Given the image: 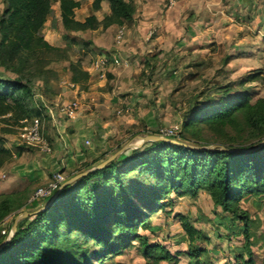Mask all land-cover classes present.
<instances>
[{
	"label": "trees",
	"instance_id": "16d2710c",
	"mask_svg": "<svg viewBox=\"0 0 264 264\" xmlns=\"http://www.w3.org/2000/svg\"><path fill=\"white\" fill-rule=\"evenodd\" d=\"M53 1L59 12L63 40H67V33H84L99 26L132 25L136 19L133 0H93L91 14L82 21L75 19L81 4L73 0H2L0 68L15 74V78H0V119L18 128L22 120L39 118L43 121L45 117L42 107L32 105L34 85L39 86L41 96L50 98V83L59 80L56 72L42 68L44 55L60 51L43 35L47 22H57ZM103 2L108 4L109 14H105L101 22L94 12L101 11ZM72 43L68 42L66 48ZM210 51L212 55L222 54L221 46L215 44L210 45ZM230 60L224 54L222 66L228 65ZM82 63L77 59L67 68L69 81L80 91L87 89L91 78ZM205 65L212 67L214 62L210 58ZM262 77V70L257 69L218 87L214 91L216 99L206 98L192 104L180 127L182 133L196 124L231 126L242 122L259 135L255 144L231 146L223 143L220 147L230 150L223 151L219 147L206 149L209 144L193 145L197 149H192L153 141L128 149L102 169L63 187L49 207L38 211L50 197L43 199L38 209L30 211L32 215L18 222L13 236L0 248V264H104L133 243L138 244L146 264H178V254H171L158 243H148L146 236L138 234V229H151L149 215L167 206L170 193L195 198L199 191L210 196L214 207L241 223L246 259L238 255L236 264H255L250 219L247 214L239 213L238 204L246 197L264 196V98L253 99L247 89H240L263 80ZM202 96L200 93L199 97ZM6 134L9 132L0 134V167L12 156L4 140ZM183 140L177 142L186 145ZM17 149L20 154L24 147ZM234 149L239 151H231ZM108 157L107 152L83 164L82 168L64 177L63 183ZM60 173L64 174V169ZM24 199L12 194L0 195V224L23 208ZM35 204L37 202L32 205ZM180 221L190 241L206 239L187 220ZM6 240L1 237L0 245ZM205 253L204 249L192 247L188 254L189 264H208L201 260Z\"/></svg>",
	"mask_w": 264,
	"mask_h": 264
},
{
	"label": "rangeland",
	"instance_id": "374dc122",
	"mask_svg": "<svg viewBox=\"0 0 264 264\" xmlns=\"http://www.w3.org/2000/svg\"><path fill=\"white\" fill-rule=\"evenodd\" d=\"M175 1L176 4L169 9L163 0H133L136 15L138 13L141 15L132 25H126L124 41L117 48H125L122 52L126 54L129 63L128 71L122 72L126 79L121 86L128 90L125 96L137 94L135 104H132L134 111L126 115L135 116L138 123L126 129L123 137L109 143L108 149L103 153L108 152L109 157L127 144L139 146L141 142L137 137L153 135L148 133L157 132L160 128L166 129L178 125L180 132L183 116L194 102L204 101L206 98L216 99L214 91H217L218 87L237 81L257 69L262 70L263 80L248 83L240 90L247 89L253 99L264 98V30L261 26L255 29L253 25V22L264 14V9L259 5L257 12L249 15L248 11L242 8L235 13L236 17L230 15L231 21L227 23L228 25H223L222 22H227L228 13L231 14L232 0ZM92 2L93 0L82 1L81 7L75 14L78 21L84 20L91 14ZM53 8L55 15H58L54 1ZM2 9V0H0V11ZM94 13L102 22L105 16L104 10ZM191 23H200L202 31L204 30L207 36L214 32L216 37L213 36L212 39L217 42L222 41L227 47L231 44V39L232 42L243 41L247 49L235 52L231 55L232 60L229 64L222 66L224 54L227 55L223 49L222 54L216 55H212L209 50L211 56L207 52L200 53L197 50L199 47L203 48L204 44H209L207 43L209 37L207 40L202 39L205 41L201 43L203 45L196 46L195 43L193 47L188 45L186 32L188 24ZM257 29L261 31L260 34L256 32ZM117 30L116 26H99L93 31L84 33H67V40H63L64 33L61 27L51 21L47 22L43 30L45 40L60 51L43 56L42 68H45L43 70L56 72L62 82L68 80V64L81 59L88 66L93 64L98 56L108 54L104 52V48H115L114 38ZM68 42L74 43L66 48ZM210 58L214 65L207 67L205 63ZM201 63L204 65L196 66ZM219 69L221 71L218 72ZM0 78L13 79L15 74L0 68ZM37 89L41 94L39 86ZM200 93H203L202 97H199ZM36 104L37 101L33 99L32 105ZM42 130L43 135L46 131L53 130L52 123L46 115L42 121ZM6 131L9 134L4 135L5 142L14 146L18 127L0 119V134ZM179 136L172 140L179 141L183 138L184 144L191 147L205 144H209V147H220L223 143L231 146L237 144L249 146L259 139V135L242 122L231 126L196 124L187 132H180ZM23 151H27V148ZM13 163L11 159L0 167V195L12 194L16 197H25V205L0 224V239L1 237L8 239L16 217L24 212L35 211L42 205L43 200L38 201L35 206L29 201L38 188L46 186L52 176L51 170H44V181L31 171L26 175H18ZM83 164L85 163L73 164L64 169L63 176L67 177L71 172L82 168ZM168 196L167 206L149 215L151 229L148 231L138 229V234L146 236L148 243H158L167 248L171 254H178V264H189L188 254L192 247L206 251L201 256V260L208 264H236L238 255L246 259L243 250L244 241L240 235L241 223L214 207L208 194L199 191L195 198L188 195L177 197L174 193ZM238 208L240 214H247L250 219L249 232L253 260L255 264H264V196L246 197L238 204ZM182 218L201 232L206 239L190 241L181 225ZM104 264H146V261L142 258L138 244L133 243L121 255L113 256Z\"/></svg>",
	"mask_w": 264,
	"mask_h": 264
},
{
	"label": "crops",
	"instance_id": "0c3cea01",
	"mask_svg": "<svg viewBox=\"0 0 264 264\" xmlns=\"http://www.w3.org/2000/svg\"><path fill=\"white\" fill-rule=\"evenodd\" d=\"M230 3L231 14L228 13V17H226L227 22H222L223 25H228L227 23L231 21L230 15L231 17H236L235 13L239 12L242 8L246 9L249 15L256 13L257 6L259 5L264 9V0H232ZM102 9L106 15L109 14V6L106 2L101 3V10ZM140 15L141 14L138 13L135 20L139 19ZM55 17L57 21L56 25L60 26L59 14L55 15ZM239 19L242 18L239 17ZM253 23L255 29L261 26L264 30V14ZM125 28L126 25L118 27V29L124 31V37L126 35ZM201 28L200 23H191L188 24L186 32V40H188V45H190V47H193L192 45L194 43L196 46L203 45L201 43L205 41L202 39L204 38L207 40V37H209V42H207L209 44H204L203 48L199 47V49H197L200 53L207 52L208 55L211 56L209 50L212 44L221 46L229 57L237 51H244L247 49L244 47L243 41L235 40L232 42L233 40L231 39V44L227 47L223 45L222 41L217 42L212 39L213 36L216 37L214 32L210 34V36H207V33L203 30L204 33ZM256 32L258 34L261 33L259 29H257ZM124 37L120 42H116L114 38L115 48H104V52L108 53L107 55L113 58H119L124 62L121 66H110L107 68V74L105 73L104 78H100L99 75L92 70V64L86 66L84 62L82 63L83 69L91 77L86 90L80 91L78 88H76V90H69L62 84L61 80L50 83L52 89L50 99L52 97L54 98L51 100L49 98H44V100L52 104L55 102H64V100L71 101L76 99L81 104L80 113L75 120L59 121L58 125H52L53 130L44 133L43 136L51 143L53 148V153L51 155L45 156L37 152L34 148L31 149L27 147V151H23L20 154L18 153V158L13 161V165L15 166L14 169L18 175H26L31 171L34 175L38 176L41 181H44V170H51L53 172L58 165H61L62 169H66L73 164L88 163L99 158L108 149L110 142L119 137H123L126 129L138 123L135 116H118L116 114L118 108H122L125 105L133 106L132 104H135L137 97V94L134 96V93L130 97L125 96L128 90H126L127 88L125 89L124 86V88L121 86L124 85L126 79V76H124L122 72L128 71L127 68L129 67L126 54L122 52L125 51V48H117L118 45L123 43ZM158 39L160 40V37H158ZM131 66L134 67V65ZM122 67L124 70H122ZM67 79L66 81H69L68 77ZM135 90H137V88H135ZM137 92L138 91H136V93ZM133 109L135 108L133 107L131 111H134ZM85 140H90L89 147L84 145ZM63 143L68 145L69 154H65L62 150ZM6 147L11 150L14 146H10L6 143ZM67 161L70 162L66 165Z\"/></svg>",
	"mask_w": 264,
	"mask_h": 264
},
{
	"label": "built area",
	"instance_id": "2783aa9c",
	"mask_svg": "<svg viewBox=\"0 0 264 264\" xmlns=\"http://www.w3.org/2000/svg\"><path fill=\"white\" fill-rule=\"evenodd\" d=\"M74 2L81 4L84 0H73ZM167 7L170 9L175 4V0H164ZM124 31L122 29H118L115 40L116 42H120L123 39ZM124 62L121 61L119 58H113L112 56L103 54L96 58L95 62L92 64V70L96 72L100 78L105 77V71L110 66H121ZM62 84L68 88L69 90H76L77 86L70 81H64ZM33 99L37 101V108L42 107L44 109V115L49 117L50 122L52 125H58L59 120H66V121H73L75 120L81 109V104L78 100H71V101H64V102H55L51 105L48 104L41 94L38 92L37 87H33ZM39 104V105H38ZM133 106L126 105L122 108L116 110V114L118 116H125L129 112H131ZM158 135L161 137L169 138V139H176L179 138V126L174 125L170 126L166 129H158ZM84 145L86 147L90 146V140H85ZM14 147L11 151V159L15 161L18 158V147L24 148H34L37 149L41 154L45 156H49L53 153V148L49 141L43 136L42 132V121L39 118H33L31 120H22L20 122V127L18 128L17 135L15 137ZM62 150L65 154H69L68 145L63 143ZM70 161L66 162V165ZM62 170V166H56L55 170L52 172L51 179L46 184V186L38 188L36 192L30 199V203L38 202L40 200L46 199L51 197L54 192H57L64 181L63 174L60 173Z\"/></svg>",
	"mask_w": 264,
	"mask_h": 264
},
{
	"label": "water",
	"instance_id": "95a60500",
	"mask_svg": "<svg viewBox=\"0 0 264 264\" xmlns=\"http://www.w3.org/2000/svg\"><path fill=\"white\" fill-rule=\"evenodd\" d=\"M138 140H140L141 144L139 146H132V145H125L123 148H121L118 152H116L115 154L111 155L110 157H108L106 160L98 163L97 165H95L93 168L85 171V172H82L78 175H76L75 177H73L72 179L68 180L67 182L63 183L60 187V189L55 193L53 194L50 199L47 201V203L38 211H42L44 209H46L47 207H49L53 201L57 198V195L58 193L60 192V190L65 187L66 185L90 174V173H93L97 170H100L102 169L105 165H107L109 162H111L112 160H114L118 155H120L121 153H123L124 151L128 150V149H136L138 147H140L142 144L146 143V142H153V141H162V142H168V143H172V144H175V145H181V146H184V147H188V148H192V149H197L195 147H191V146H188V145H183L181 143H178L177 141L175 140H172V139H169V138H165V137H161V136H155V135H149V136H144V137H137ZM263 143V142H262ZM215 146H210V147H207L206 149H214ZM220 150H223V151H230V150H225L223 147H219ZM231 151H239L238 149L236 150H231ZM241 151H246V150H241ZM37 211V212H38ZM36 213V212H35ZM33 213H22L21 215H19L18 217L15 218L14 220V224H13V227H12V230H11V234L10 236L8 237V239L2 244L0 245V248L6 244V242H8L10 240V238L13 236V234L15 233L16 229H17V224L19 222V220L27 217V216H30L32 215Z\"/></svg>",
	"mask_w": 264,
	"mask_h": 264
}]
</instances>
